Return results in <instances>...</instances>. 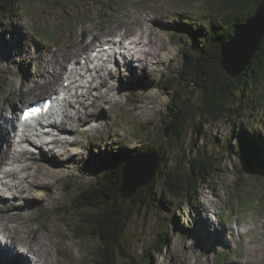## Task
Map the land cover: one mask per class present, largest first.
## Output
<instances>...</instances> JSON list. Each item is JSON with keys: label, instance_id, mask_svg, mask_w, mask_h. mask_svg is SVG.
<instances>
[{"label": "rangeland", "instance_id": "374dc122", "mask_svg": "<svg viewBox=\"0 0 264 264\" xmlns=\"http://www.w3.org/2000/svg\"><path fill=\"white\" fill-rule=\"evenodd\" d=\"M205 1L25 0L21 7L23 15L12 21H2L4 30L8 24H13L14 31L10 34L0 32V113L9 107H20L24 96L33 99L50 91L54 85L50 80L58 59L63 65L64 57V64L67 63L88 50L92 39L108 38L122 31L127 34L131 31L130 35L135 37L136 33L146 31L151 33L155 47V54L145 58L146 65L141 66L135 61L133 70L118 68L116 77L91 95L87 101L89 107L83 110L88 115L83 121L76 119L69 123L75 130L68 137L76 142H70L69 150L64 154H60L59 148L50 147L60 154H55L59 161H55L43 145L44 154L49 156L36 154L35 157L55 165L53 173L51 166L46 170L47 187L31 185L26 207L0 209L7 217L5 226L0 225L3 235L15 234L13 226L26 246L33 239L45 236V249H49L45 257L49 256L47 264H91V254L97 244L74 234L75 227H79L80 215L71 203L80 191L73 185L80 182L86 187L94 183L96 174L105 165H110L115 154L125 158L133 150L144 151L148 145L159 146L165 126L162 119L169 112L167 105L172 100L171 93L161 88L163 82L159 81L173 74L168 68L169 63L172 67L183 60L180 48L183 41H180L181 46L172 41V30L180 21L189 18L198 26L196 31H201L207 20L203 14L209 9L214 11L219 22L231 14L230 9L220 7L218 0L212 7ZM187 33L191 34V31ZM48 34L53 41L47 39ZM103 77L105 79L107 75ZM253 93L252 97L264 95V89L259 87ZM131 95L133 99H127ZM243 107L251 109L246 123L249 126L255 124L264 138V102L252 103L248 97L244 99ZM231 135L233 144L237 143L230 120L220 119L202 125V133L192 137L187 134L185 140L177 143L181 152L177 147L171 150L169 159L173 162L194 157L197 153L194 147L211 151L217 157L224 153L227 169L214 187L203 185L201 195L191 206L175 205L174 197L167 195L166 190L162 193L159 183V193L164 196L162 212L157 215L156 208L143 209L126 230L125 239L132 252L141 253L142 243L153 246L159 240V234L167 233L163 234L166 245L162 253L155 254L152 264H216L223 248L241 256L239 260L230 259V264H264V183L248 176L236 180L234 165L237 158L234 155L230 158L231 155L224 152ZM175 145L173 143L172 147ZM34 162L38 163V160ZM34 167L35 164L32 170L37 168ZM237 192L243 194L244 206L251 208H240L244 209L240 213L231 208L228 202ZM247 201L251 202L245 204ZM221 210L230 211L226 218L220 216ZM40 215L43 223L36 220ZM231 235L234 236L232 240ZM237 236L242 237L239 246ZM12 260L18 263L19 255ZM23 264H31L30 259L25 258Z\"/></svg>", "mask_w": 264, "mask_h": 264}, {"label": "trees", "instance_id": "16d2710c", "mask_svg": "<svg viewBox=\"0 0 264 264\" xmlns=\"http://www.w3.org/2000/svg\"><path fill=\"white\" fill-rule=\"evenodd\" d=\"M218 1L221 8L231 10V14L222 22L209 9L203 14L207 20L201 31H196L198 26L193 21L185 20L176 26L178 31L172 34L175 43L183 41L182 46L180 43L183 60L172 67L169 63L168 68L173 74L159 81L163 82L160 87L171 93L172 100L167 105L169 112L162 119L165 124L163 136L159 146L154 147L160 158L155 177L148 186L138 188L130 197L121 194L124 162L130 156L143 152V149H139L133 150L125 158L115 154L110 165L97 173L91 185L84 187L83 183L76 184L80 192L71 205L80 217L79 227H75L74 231L78 238L91 239L97 244L91 254V264H152L155 254L162 253L166 245L164 236L167 233L159 234V240L153 246L147 247L142 243L141 253L132 252L125 233L131 220L143 209L156 208L154 211L157 215L162 212L164 196L159 193L158 184L162 193L166 190L167 195L174 197L175 205L191 206L201 195L203 185L212 188L216 181L219 183L218 178L227 169L224 153L217 157L211 151L194 147L197 151L194 157H185L178 162L169 159L171 150H176V147L181 152V146L177 143L185 140L187 134L192 137L202 133L205 123L230 120L237 143L233 144L231 135L224 152L231 155L230 158L232 155L237 158L234 165L236 180L248 176L264 182V139L255 124L249 126L246 123L251 109L245 110L243 107L244 99L248 97L252 103L258 100L264 102V95L251 96L259 87L264 89V37L250 64L238 77H231L225 71L220 51L221 46L246 23V19L254 15L262 0ZM24 2L0 0V32L5 29L3 20L12 21L23 15L21 7ZM205 2L212 7L215 0ZM184 24L187 26L182 27ZM10 27L14 26L11 24ZM187 31H191V34ZM173 143L176 145L172 147ZM147 148H151V145L144 150ZM176 155L175 160L178 159ZM233 201H237V198ZM223 255L225 257L226 254Z\"/></svg>", "mask_w": 264, "mask_h": 264}, {"label": "bare ground", "instance_id": "6f19581e", "mask_svg": "<svg viewBox=\"0 0 264 264\" xmlns=\"http://www.w3.org/2000/svg\"><path fill=\"white\" fill-rule=\"evenodd\" d=\"M130 34H131V31H129L128 34L126 33V36L123 35L122 40L126 41L127 39H129L130 38ZM150 34L151 33H147L146 31L138 32V33H136L137 38H135L133 40V43L136 44V47L140 48L138 50V53H137L138 58L136 59V61L141 66L146 65V63H145L146 59L145 58H148V57L150 58V57H152L153 54H155V47H154V41H153L154 39L152 40V37H150L151 36ZM118 41L119 40H116L114 42V44H117ZM152 41H153V43H152ZM151 44H152V48H151ZM150 49H151V51L149 52ZM133 62H134V60L132 59V57L126 56L125 59L120 61L118 64H116L114 66V68L106 69L107 72L106 71H102L101 72L102 75L100 74L101 77H103V75H108L109 74L108 77L103 79L104 81L102 82V84L106 85L108 83V81L110 83V81L113 80L116 77L118 68L123 69L125 67H129V68H131L133 70L134 65L136 64V63L134 64ZM61 63H62V61L60 59H58V65L55 66V71L56 72H55V74H53L55 76L54 77L55 79H58L59 76H61V74H62V70H63L64 66ZM103 68L105 69L107 67L103 66ZM96 85L98 86V84H96ZM21 99H22V102H25V101L28 102L29 101V98L26 97V96L22 97ZM16 114H17V112H16ZM16 114H15V112H14V114L11 113L10 119L9 118L6 119V116H8V114L5 113V112H2V115L0 117V123H1L0 124V142H2V140H3L2 136L9 131V127L10 126H14V123H13L14 121H12V120L14 118H16L15 117ZM9 124H13V125H9ZM65 125L66 124L61 125L60 128L61 127H65ZM66 127H68V126H66ZM65 129L68 130L67 128H65ZM51 144H52V146L60 149V151H61L60 154H64V151H66L69 148L70 141L67 138H65V137H63V138L58 137L56 140L51 142ZM11 151H13V150H9L8 149V152L5 151L4 155H0V157H2V159L7 158L9 160L10 157L12 156V152ZM56 151L57 150L55 148H53V147L50 148V154H51L52 158L55 159V161H59L57 155H55ZM44 155H45L46 158H47V156H49L48 153H46ZM24 156H27L26 160L22 159V157H24ZM29 157L30 156H28L27 154H19L18 156L16 155V156H14L12 158L13 163H16L17 165H20L21 169L20 170L17 169L14 172L10 173L9 175L13 176V178H14L13 181L14 182L13 183L12 182H7V184H6V185H9L10 187H12L14 190L17 189L16 192L12 193V196L13 197L17 196L18 199H20L21 201H25L26 197L24 196V193L29 190L31 185L39 184L40 186L47 187L46 170H47L48 167L51 166L52 167L51 171L53 173L54 166H55V165L54 166L50 165L49 163H47L42 158H36V157L32 158L33 161H37L38 160L37 168H35V170H32V163H33L32 161H30L28 163L26 162L23 165L20 164V162H22V161H28ZM7 163H11L10 160ZM35 174H38L39 176L36 177ZM33 177H35V178H33ZM16 178H18L20 181L18 179H16ZM36 180H38V182H36ZM0 225H2V226L4 225L5 226V224L3 223L2 220H0ZM0 234H2V239H4V240L10 239V237L14 238L13 234H10V235L5 234V235H3V231L1 229H0ZM35 236H37V235L35 234ZM45 240H46V237L42 235V237H40V239H33L30 242V244H28L27 246H24V248H26L31 253V255L29 257H27L28 256L27 254L26 255H20L19 254L20 261L18 263L15 260H12L13 257L11 256L12 253L10 252L11 251L10 245L9 246L8 245L7 246H0V251H2L1 249H5L4 252H6L7 254H10V257L12 258L10 260H12L13 261L12 263H14V264H23V261H24L25 258L30 259L31 264H47V260L46 259L49 256L47 258H45V257H46V255H48L47 252L49 251V249H47V250L45 249L46 248L45 247ZM51 261L53 262V259Z\"/></svg>", "mask_w": 264, "mask_h": 264}, {"label": "water", "instance_id": "95a60500", "mask_svg": "<svg viewBox=\"0 0 264 264\" xmlns=\"http://www.w3.org/2000/svg\"><path fill=\"white\" fill-rule=\"evenodd\" d=\"M240 27L220 48L222 66L231 77L242 74L264 37V0L261 1L254 15L247 18L246 23ZM159 163V154L155 148H148L129 158L123 167L124 182L121 194L124 197H130L138 188L148 186L157 173Z\"/></svg>", "mask_w": 264, "mask_h": 264}]
</instances>
